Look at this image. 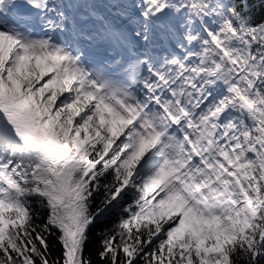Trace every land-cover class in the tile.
I'll return each mask as SVG.
<instances>
[{"label": "snow or ice", "instance_id": "snow-or-ice-1", "mask_svg": "<svg viewBox=\"0 0 264 264\" xmlns=\"http://www.w3.org/2000/svg\"><path fill=\"white\" fill-rule=\"evenodd\" d=\"M112 216L100 264H264L252 0H0V264Z\"/></svg>", "mask_w": 264, "mask_h": 264}, {"label": "trees", "instance_id": "trees-1", "mask_svg": "<svg viewBox=\"0 0 264 264\" xmlns=\"http://www.w3.org/2000/svg\"><path fill=\"white\" fill-rule=\"evenodd\" d=\"M253 4V14L258 21L262 16H264V3H261V0H252ZM116 217L112 216L108 220L97 224L96 228L93 229L92 242L89 244V252L91 253L93 264H100L99 257L97 252L99 250L100 245V237L96 235L97 230L102 228L111 227V225L115 222ZM54 255H60V246L58 242L56 243V248L54 249Z\"/></svg>", "mask_w": 264, "mask_h": 264}]
</instances>
